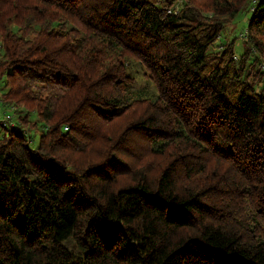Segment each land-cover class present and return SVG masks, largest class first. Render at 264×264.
<instances>
[{"label": "trees", "instance_id": "1", "mask_svg": "<svg viewBox=\"0 0 264 264\" xmlns=\"http://www.w3.org/2000/svg\"><path fill=\"white\" fill-rule=\"evenodd\" d=\"M178 1L0 0V264H264V0Z\"/></svg>", "mask_w": 264, "mask_h": 264}, {"label": "rangeland", "instance_id": "2", "mask_svg": "<svg viewBox=\"0 0 264 264\" xmlns=\"http://www.w3.org/2000/svg\"><path fill=\"white\" fill-rule=\"evenodd\" d=\"M250 3H251V0H250ZM250 3L247 4L245 9L243 7L241 9L242 11H239L231 20L226 21L225 25L223 26V28L220 32V36H219L218 40L213 45V48L211 47L212 50H215V48L218 47L219 44L222 45L224 42L228 43L229 41L233 40L236 57H238L239 55L242 54V52L246 49V42H247L246 25L248 23V19H249L251 10H252V6L250 5ZM182 4H183V0H179L177 2V4L175 5V9L176 10L179 9ZM15 28L16 27L13 26V29H15ZM131 65H133V70L136 69V70L140 71V73L136 75V83L133 86H131L132 91L135 94L140 92L143 94V96L151 94V92L153 91L152 89H154V86L151 82H149L146 78H144L141 75L142 68L136 63H131ZM3 81L4 80H0V125H2L3 121H5L6 123H9V125H12L13 121H10V119H1L3 117V115H5L6 117L7 116L10 117L9 115H12L13 119H16L19 115H21V117H24V114H22L19 110L20 109L25 110V109L23 108V106L21 104V105H19V107H21V108H19V109H13L12 108L10 111L9 109L11 107L10 106L11 104L5 105L6 101L7 102H10V101H8V99H6L5 96L3 95V93L5 92L4 87L2 85V83H4ZM147 90H148V92H145V94H144V91H147ZM9 111L11 112V114L9 113ZM31 117L36 121V118L34 117V115ZM27 120L30 121L31 124L33 123L31 121L32 119H30L29 117ZM125 121L126 120L124 117H119V118H116L114 121L110 122L111 124H108V123L102 124L101 128L104 127L103 132H105V133L107 132L106 131L107 126L109 129H111V127L115 126L116 130H117ZM24 129H25L26 135L28 134V137L30 138L31 134L29 133L30 129L28 128V126L25 125ZM63 129L66 130V127H64ZM0 130H2L1 127H0ZM36 130H37L36 133L38 135V134L42 133L43 131H45L46 128L44 125H40V126L38 125ZM27 140H29V139L27 138ZM64 152H65V149H63V151H61V150L59 151V153L65 157V158H63V157H60V158L67 159L66 157H70V155H71L73 157L74 161L80 162L77 155L75 153H73L74 151L67 150L66 152L69 153L68 156H66L64 154ZM68 163H69V160L67 159V162L65 163V165L67 168L72 169V166Z\"/></svg>", "mask_w": 264, "mask_h": 264}, {"label": "built area", "instance_id": "3", "mask_svg": "<svg viewBox=\"0 0 264 264\" xmlns=\"http://www.w3.org/2000/svg\"><path fill=\"white\" fill-rule=\"evenodd\" d=\"M1 119H9V117H8V116L6 117L5 115H3V117H2ZM5 124H6V122L3 121V122H2V125H5Z\"/></svg>", "mask_w": 264, "mask_h": 264}]
</instances>
